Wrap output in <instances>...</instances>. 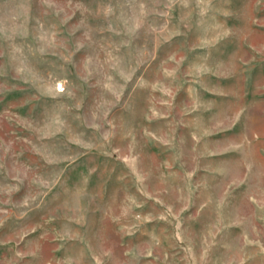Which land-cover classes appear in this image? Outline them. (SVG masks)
Here are the masks:
<instances>
[{
  "label": "rangeland",
  "instance_id": "1",
  "mask_svg": "<svg viewBox=\"0 0 264 264\" xmlns=\"http://www.w3.org/2000/svg\"><path fill=\"white\" fill-rule=\"evenodd\" d=\"M0 264H264V0H0Z\"/></svg>",
  "mask_w": 264,
  "mask_h": 264
}]
</instances>
